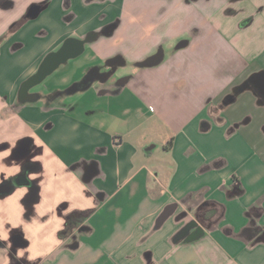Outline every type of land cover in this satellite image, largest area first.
Wrapping results in <instances>:
<instances>
[{
	"label": "crops",
	"instance_id": "crops-1",
	"mask_svg": "<svg viewBox=\"0 0 264 264\" xmlns=\"http://www.w3.org/2000/svg\"><path fill=\"white\" fill-rule=\"evenodd\" d=\"M261 73L264 0H0V264H264Z\"/></svg>",
	"mask_w": 264,
	"mask_h": 264
},
{
	"label": "water",
	"instance_id": "water-1",
	"mask_svg": "<svg viewBox=\"0 0 264 264\" xmlns=\"http://www.w3.org/2000/svg\"><path fill=\"white\" fill-rule=\"evenodd\" d=\"M39 11H40L39 6H32L28 11L27 16L34 18L39 14ZM183 45H185V43L179 44L178 47H182ZM162 58H163L162 52L159 51L156 54H154V55L150 56L149 58H147L146 60H144L143 62L139 63V66H141V67L155 66L162 61ZM114 64L115 63H113L112 61L109 64V66L112 68V70L109 72V75L113 74V72H114V69H115V68H113ZM41 76H43L42 70L39 71V73L36 75V77H41ZM251 81H253L255 86L259 89L260 93L262 95H264V73L259 74L258 76H256V78L251 79ZM231 101H232V98H229L226 102L229 103ZM23 179H24V183L29 185L31 187V190L33 192H35L36 188L34 186V182L27 178V173L23 175ZM13 189H14V186H12L10 188V191Z\"/></svg>",
	"mask_w": 264,
	"mask_h": 264
},
{
	"label": "rangeland",
	"instance_id": "rangeland-1",
	"mask_svg": "<svg viewBox=\"0 0 264 264\" xmlns=\"http://www.w3.org/2000/svg\"><path fill=\"white\" fill-rule=\"evenodd\" d=\"M127 68H129V65H126L125 67H121V68H119V70H125Z\"/></svg>",
	"mask_w": 264,
	"mask_h": 264
},
{
	"label": "trees",
	"instance_id": "trees-1",
	"mask_svg": "<svg viewBox=\"0 0 264 264\" xmlns=\"http://www.w3.org/2000/svg\"><path fill=\"white\" fill-rule=\"evenodd\" d=\"M171 143V141H169V144Z\"/></svg>",
	"mask_w": 264,
	"mask_h": 264
}]
</instances>
